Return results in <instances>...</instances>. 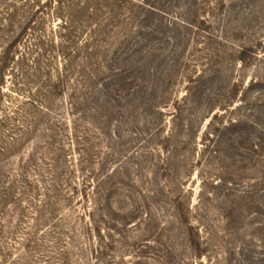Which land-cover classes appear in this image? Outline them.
<instances>
[{
	"label": "rangeland",
	"instance_id": "374dc122",
	"mask_svg": "<svg viewBox=\"0 0 264 264\" xmlns=\"http://www.w3.org/2000/svg\"><path fill=\"white\" fill-rule=\"evenodd\" d=\"M9 48L0 264H264V0H0Z\"/></svg>",
	"mask_w": 264,
	"mask_h": 264
},
{
	"label": "trees",
	"instance_id": "16d2710c",
	"mask_svg": "<svg viewBox=\"0 0 264 264\" xmlns=\"http://www.w3.org/2000/svg\"><path fill=\"white\" fill-rule=\"evenodd\" d=\"M8 53H10V48L9 49H5L4 50V52H3V54L2 55H0V57L2 58V60H1V63H0V75H2V72H3V65L5 64L6 65V63H7V61H6V59L9 57L8 56ZM5 59V60H4ZM4 63V64H3ZM191 234L192 233H190L189 234V236L191 237ZM192 242H193V240H192Z\"/></svg>",
	"mask_w": 264,
	"mask_h": 264
}]
</instances>
